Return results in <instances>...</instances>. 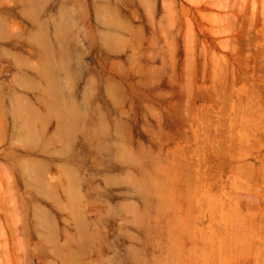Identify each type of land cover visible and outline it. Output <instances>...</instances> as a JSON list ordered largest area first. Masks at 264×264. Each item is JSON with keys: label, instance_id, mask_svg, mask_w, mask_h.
Wrapping results in <instances>:
<instances>
[{"label": "rangeland", "instance_id": "rangeland-1", "mask_svg": "<svg viewBox=\"0 0 264 264\" xmlns=\"http://www.w3.org/2000/svg\"><path fill=\"white\" fill-rule=\"evenodd\" d=\"M263 253L264 0H0V264Z\"/></svg>", "mask_w": 264, "mask_h": 264}, {"label": "bare ground", "instance_id": "bare-ground-1", "mask_svg": "<svg viewBox=\"0 0 264 264\" xmlns=\"http://www.w3.org/2000/svg\"><path fill=\"white\" fill-rule=\"evenodd\" d=\"M181 1H182V0H181ZM184 1H185V0H184ZM244 1H247V0H244ZM242 2H243V1H242ZM188 3H190V2H188ZM209 3H210V2H209ZM209 3H208V4H209ZM226 3H228V2H226ZM236 4H237V3H236ZM244 4H245V2H244ZM246 4H247V3H246ZM246 4H245V6H246ZM181 5H182V4H181ZM197 5H198V4H197ZM200 5H202V4H200ZM200 5H199V6H200ZM254 5H255V4H254ZM216 6H217V5H216ZM219 6H220V5H219ZM224 6H225V5H224ZM228 6H229V5H228ZM238 6H239V5H238ZM242 6H243V5H241L240 7L242 8ZM207 7H208V5H207ZM236 7H237V6H236ZM253 7H254V6H253ZM220 8H221V7H220ZM226 8H227V5L225 6L224 10H225ZM241 8H240V9H237V10H239V12H243V10H242L243 8H242V9H241ZM254 8H255V7H254ZM201 9H202V8H201ZM206 9H207V8H206ZM222 9H223V8H222ZM244 9H246V7H244ZM183 10H184V8H183ZM226 10H227V9H226ZM205 11H206V10H205ZM194 12H195V11H194ZM227 12H229V11H227ZM233 12H235V11H232V14H233ZM239 12H238V15H240ZM225 13H226V12H225ZM241 14H243V13H241ZM200 15H201V14H200ZM224 15H225V14H224ZM228 15H229V14H228ZM235 15H237V11H236V14H234L233 16H235ZM238 15H237V16H238ZM254 15L257 16L256 14H254ZM241 16H242V15H241ZM252 16H253V15H252ZM203 17H204V16H203ZM191 18H192V17H191ZM201 18H202V17H201ZM254 18H255V17H254ZM189 20H190V19H189ZM187 21H188V20H187ZM253 21H254V20H252V22H253ZM199 22H200V21H199ZM205 22H206V21H205ZM252 22H251V23H252ZM253 23H256V22L254 21ZM203 24H204V23H203ZM227 24L229 25V23H227ZM239 24H240V23H239ZM196 25H197V24H196ZM230 25H231V24H230ZM253 26H255V25H253ZM162 27H163V25H162ZM230 27H231V26H230ZM206 28H207V27H206ZM206 28H205V29H206ZM239 28H240V27H239ZM242 28H243V27H241V30H242ZM244 28H245V27H244ZM161 29H162V28H161ZM203 29H204V28H203ZM164 30H165V29H164ZM199 30H200V29H199ZM206 30H207V29H206ZM232 30H234V29H232ZM239 30H240V29H239ZM243 30H244V29H243ZM187 31H188V29H187ZM204 31H205V30H204ZM208 31H209V30H208ZM208 31H207V32H208ZM201 32H202V28H201ZM234 32H235V31H234ZM164 33H165V32H164ZM203 33H204V32H203ZM208 33H209V32H208ZM208 33H207V34H208ZM243 33H244V31H243ZM245 33H246V32H245ZM199 34H201V33H199ZM238 34H239V32H238ZM193 35H194V34H193ZM235 36H236V35H235ZM190 38H191V37H190ZM206 39H207V38H206ZM197 40H198V37H197ZM198 41H199V40H198ZM200 42H201V41H200ZM187 44L190 45V43H187ZM187 44H186V45H187ZM204 45H205V44H204ZM187 46H188V45H187ZM239 52H240V51H239ZM203 54H204V53H203ZM205 55H206V54H205ZM249 240H251V239H249ZM249 240H248V241H249ZM256 248H257V247H256ZM261 254H262V253H261ZM263 254H264V253H263ZM257 255H258V254H257ZM258 256H259V255H258ZM255 258H256V256H255ZM260 258H261V257H260ZM258 259H259V258L257 257V260H258ZM253 260H255V259H253ZM253 260L251 259V262H252ZM255 261H256V260H255ZM255 261H254V262H255ZM257 263H258V262H256V264H257Z\"/></svg>", "mask_w": 264, "mask_h": 264}]
</instances>
